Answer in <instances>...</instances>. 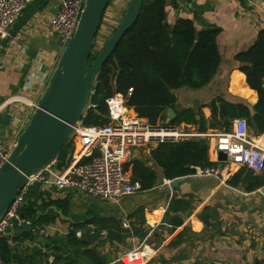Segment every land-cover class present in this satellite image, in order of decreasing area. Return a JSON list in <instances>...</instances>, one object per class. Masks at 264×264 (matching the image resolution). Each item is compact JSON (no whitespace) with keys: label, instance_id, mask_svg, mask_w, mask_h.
I'll return each instance as SVG.
<instances>
[{"label":"crops","instance_id":"obj_1","mask_svg":"<svg viewBox=\"0 0 264 264\" xmlns=\"http://www.w3.org/2000/svg\"><path fill=\"white\" fill-rule=\"evenodd\" d=\"M62 2L36 0L10 28V36L0 39V138L5 144H16L28 115L33 113V95L40 90L32 81L53 73L63 53L64 46L50 26ZM166 11L169 24L185 19L192 21L198 32L221 30L217 38L220 65L215 77L200 90L177 91L176 116L190 109L201 112L210 122L208 106L219 98L253 109L258 94L248 86L236 58L264 31V0H171ZM167 120L166 114L164 122ZM179 128L201 134L199 126L183 124ZM218 132L209 128L205 134ZM248 132L258 137L249 127ZM208 141L209 160L217 164L213 173L202 175L197 169L195 175L175 181L164 179L163 171L153 165L151 151L156 146L134 150L128 164L137 161L153 167L160 182L152 191L118 201L37 185L21 210L22 215L24 209L33 210L34 217L27 218L30 225L9 230L3 237L10 246L9 264H96L85 253L87 249L94 250L101 263L121 264L123 254L140 246L151 256L148 264H264V185L256 186L257 180H251L248 173L237 186L231 185L242 168L230 174L222 172L212 152L215 139ZM69 162L70 151H66L50 170L61 175ZM128 172L131 176V168ZM173 199L185 208L178 213L169 211ZM174 220L182 224L175 226ZM112 230L118 235L110 240ZM120 230L130 231L127 239ZM71 231L80 232L81 237L75 238L88 247L70 244ZM142 234L144 239L139 237Z\"/></svg>","mask_w":264,"mask_h":264},{"label":"trees","instance_id":"obj_2","mask_svg":"<svg viewBox=\"0 0 264 264\" xmlns=\"http://www.w3.org/2000/svg\"><path fill=\"white\" fill-rule=\"evenodd\" d=\"M169 1L171 0L144 1L138 20L117 45L114 54L104 64L95 80L88 108L82 118L83 125L106 124V100L117 94L126 97L128 107L133 108L136 114L147 120L151 126L166 125L165 115L168 109H175L177 91L184 88L200 90L211 83L220 65L217 38L221 30L208 29L198 32L194 23L185 19L169 24L166 11ZM94 58L95 56H92L91 61ZM236 60L240 63L239 71L246 76L248 86L258 94V102L253 109L248 105H236L219 98L208 106L211 111L210 122L201 112L196 114L189 109L179 112L168 126H199L201 134H205L209 128L227 132L232 126V121L241 118L247 121L255 136H263L264 31L259 33L255 44L239 54ZM130 89L133 91L128 97ZM207 141L195 139L161 143L151 151L152 163L163 171V178L168 181L193 176L197 169H213L217 164L209 160ZM72 147L73 144L69 143L64 152L71 151ZM130 168L131 180L141 185V191H152L159 185L160 181L153 167L136 161L126 164V171ZM245 173L249 174L251 180H257L256 186L264 185V173L260 177H253L254 173L245 168L238 170L230 184L237 186ZM181 204L179 200L173 199L169 211L180 212L185 208L181 207ZM22 212L28 219L34 217L31 208ZM173 222L175 226L182 224L181 220ZM114 228L118 229L117 226ZM117 232L112 230L108 239L117 237ZM127 232L130 233L120 230V233L125 234V239L129 236ZM144 235L139 237L144 239ZM75 237V231H71L68 236L70 244L88 247V243ZM0 253L4 264H9L10 246L3 238L0 240ZM85 253L96 264H106L99 261L94 250L87 249Z\"/></svg>","mask_w":264,"mask_h":264},{"label":"built area","instance_id":"obj_3","mask_svg":"<svg viewBox=\"0 0 264 264\" xmlns=\"http://www.w3.org/2000/svg\"><path fill=\"white\" fill-rule=\"evenodd\" d=\"M35 1L0 0V39L10 36V28L19 20L27 6ZM84 4L85 0H63L50 22L53 32L64 47L76 32ZM49 78V75L43 76L33 80L31 84L43 90ZM132 91L129 90L128 97ZM36 104L37 102H34L30 106L33 112ZM106 106V124L85 126L81 121L74 128L69 142L73 144L70 162L63 174L54 175L48 166L39 174L27 178L15 201L0 221V240L9 230H20L30 225V220L21 214V210L30 191L37 185H53L61 192L78 191L101 201H118L139 193L141 185L133 183L125 169L132 152L137 149L161 143H177L185 138H213L215 145L212 152L216 159L220 152L227 156L226 162L217 161L222 172L230 174L235 168H245L254 174L264 173V135L251 136L245 119H234L227 132L194 134L163 124L151 126L147 120L140 118L133 108L128 107L127 98L121 94L107 99ZM32 114L28 115L25 127ZM14 146L5 144L0 138V168L8 161ZM199 172L202 175H211L213 170ZM124 227L128 228L127 225ZM75 234L81 237L80 232L75 231ZM105 235L106 233L102 232V236ZM150 260L151 256L141 246L123 254L119 259L121 264H148ZM0 264H4L1 253Z\"/></svg>","mask_w":264,"mask_h":264},{"label":"water","instance_id":"obj_4","mask_svg":"<svg viewBox=\"0 0 264 264\" xmlns=\"http://www.w3.org/2000/svg\"><path fill=\"white\" fill-rule=\"evenodd\" d=\"M112 1L85 0L73 38L64 47L8 161L0 168V221L27 178L39 174L64 152L88 108L99 72L138 20L145 0H130L119 26L95 54L97 35ZM92 56H95L93 61ZM166 114L168 125L176 114L173 109H168ZM206 145L210 147V141ZM226 160V154L220 152L217 161Z\"/></svg>","mask_w":264,"mask_h":264},{"label":"rangeland","instance_id":"obj_5","mask_svg":"<svg viewBox=\"0 0 264 264\" xmlns=\"http://www.w3.org/2000/svg\"><path fill=\"white\" fill-rule=\"evenodd\" d=\"M130 0H113L106 11V17L104 19V23L102 24L100 31L98 33V37L96 40V49L95 54L101 49L104 45L105 41L110 37L113 32L119 26L126 9L129 5ZM52 31V30H51ZM52 74V73H51ZM49 73V77L51 76ZM45 89V88H44ZM43 90L38 91L33 97L37 102L41 94L44 92ZM183 132L187 133V131L183 130ZM197 139V138H196ZM184 140H195L194 138H185Z\"/></svg>","mask_w":264,"mask_h":264}]
</instances>
